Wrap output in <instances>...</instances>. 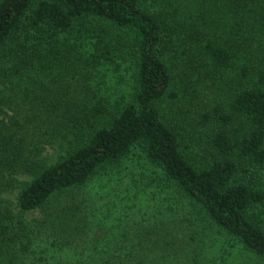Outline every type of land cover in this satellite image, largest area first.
<instances>
[{
    "label": "trees",
    "instance_id": "16d2710c",
    "mask_svg": "<svg viewBox=\"0 0 264 264\" xmlns=\"http://www.w3.org/2000/svg\"><path fill=\"white\" fill-rule=\"evenodd\" d=\"M187 1L0 0V264H223L212 229L264 264V0ZM119 60L132 94L111 103L97 77ZM135 147L201 231L175 207L146 217L141 191L110 220L87 211L83 189Z\"/></svg>",
    "mask_w": 264,
    "mask_h": 264
},
{
    "label": "rangeland",
    "instance_id": "374dc122",
    "mask_svg": "<svg viewBox=\"0 0 264 264\" xmlns=\"http://www.w3.org/2000/svg\"><path fill=\"white\" fill-rule=\"evenodd\" d=\"M157 1L162 3V0ZM183 1L182 4L184 6L191 4L187 0ZM154 2L156 0H148L147 7L149 11H157L159 9L160 4ZM195 2H200V0H195ZM192 4L195 3L192 2ZM206 5L208 7L214 6L213 1L211 4ZM218 14L224 13L219 12ZM132 77L133 64H131V61L119 60L118 66L106 64L101 67L97 81L102 93L109 97L111 103H117L115 100L122 102V100L127 101L130 98L133 85ZM218 87H220L219 82L215 80H209L204 83L197 82V84L194 83L192 85L193 91L190 99L187 100L186 106L182 109V112H184L182 114L183 119L189 125L195 124L198 116L206 113L213 103H215L218 96ZM195 125L200 126L198 122ZM46 152L49 154L54 153V151L49 149ZM140 191L141 198L137 200V206L142 207V212L145 213L146 217L150 218L158 210L165 212L168 207H175V209L181 211L182 216L185 213L186 216L188 215L192 219L193 224H191V228L202 230V224L204 223L197 220L195 209L177 192V189L173 185L171 186L163 179L161 172L157 168L147 163L140 147H135L119 163L109 166L103 176H98L83 189L82 197L87 200L86 206L88 212L95 213L98 208L104 212L108 211L106 212L105 220L108 218L110 220V217L115 218L119 216L122 212V207L128 205L129 201L127 200L126 203L125 199H123L126 193L133 194ZM16 194L17 191H11L7 194L14 204ZM152 207L157 208L156 212L153 211ZM30 217L31 215H29ZM97 217V219L103 218L100 215H97ZM153 220L154 218L152 217L150 221ZM161 220H163L166 226L170 224L168 226L170 228L172 226L178 227L181 223H185H179L180 221L178 223H171L170 216L168 218L163 216ZM98 233L101 232L98 230ZM208 233L209 236L207 235L204 241L207 242V246L211 247L209 248V251L212 252L210 256L214 254L215 257L218 256L216 250L223 253L228 251L230 253L229 257L223 264H256L257 261L251 254L243 251L241 246L236 245L235 242L225 240L219 232L213 229Z\"/></svg>",
    "mask_w": 264,
    "mask_h": 264
}]
</instances>
